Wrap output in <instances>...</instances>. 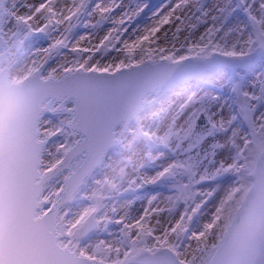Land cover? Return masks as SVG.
Segmentation results:
<instances>
[{
    "label": "bare ground",
    "instance_id": "6f19581e",
    "mask_svg": "<svg viewBox=\"0 0 264 264\" xmlns=\"http://www.w3.org/2000/svg\"><path fill=\"white\" fill-rule=\"evenodd\" d=\"M235 1L238 4L239 12L236 15H230V18L221 25H214L221 16L217 9L228 8L230 1L209 0L207 12L211 15L206 20L190 23L189 19H186L181 26L183 31L179 34H176L173 27L165 26L163 31L167 33V39L161 35L157 43L146 42L131 54L113 53L106 59L103 57L96 59L100 61L101 67L114 64L130 67L131 64H140L144 58L151 56L153 57L150 58L151 60L161 57H167L168 60L185 59V56H198L197 52L202 50L201 46L204 43H206L205 48L213 46L218 61L222 59L225 50L231 51L236 48L238 55L248 47L250 41L236 16L242 14L254 19L260 24L263 31L264 0ZM61 2L63 3V0ZM153 2L160 3V0H153ZM13 3L14 0L5 1V15L12 10ZM65 7H70V5H65ZM193 7L196 5L193 4ZM236 11L233 10V12ZM37 23L38 21H32L27 26L21 24L14 27H1L2 34L5 35L9 45V55L4 64L7 65L11 82H21L25 76L30 74L25 70V67L32 64H36V69L42 67L43 78H49L50 75L61 78L64 73L56 70L62 68L66 63L71 66L76 59H79L74 55L62 54L55 63L49 65L47 52L35 46L31 39ZM151 23L148 21L145 26L150 27ZM192 24H195V27ZM79 35L88 34L80 30ZM103 35L104 32H99L90 36L89 39L80 41L79 46L91 47ZM77 38L79 39V36ZM21 44H23V48L19 49L18 46ZM191 51L193 54H190ZM81 55L87 57V53ZM219 74L220 72H217L214 76L212 75L213 83L209 86L210 89L180 84L170 92L159 89L157 92L145 96V111L128 130V132L132 131V135L122 134L121 127L115 129L114 134L118 140L116 158H112V155L107 156L98 169V180L103 178L111 183L112 192L98 199L97 219L99 225L95 233L84 244H77L72 241L69 231L74 226L76 219L82 217L88 210L85 201L90 200L97 183L92 175L83 187L90 194L82 195L80 192L72 205L66 207L58 218L60 224L57 229L63 233V236H60L62 245H68L75 253H81L82 256L87 255L88 258L96 259L94 256L95 245H101L105 251H110L116 256L118 252L122 251L116 241V234L120 233L121 237H128L127 242L129 243L133 242L131 235L142 234L146 238L144 242L151 247L155 244L160 248L178 249L179 252H176L175 255L181 263L207 264L211 254L203 262L201 261L203 255L200 257V254L205 249H212V252L219 243L216 236L219 232L218 226L224 225L220 223V219L223 215L226 195L229 194L227 191V188H230L229 179L224 183L226 186L223 190L218 191L212 199L211 207L207 210L204 209L203 214L194 221L189 219L185 211L173 215L177 204L186 200L182 195H170L166 191L142 194L141 190L146 185L155 187L160 181L163 174L161 170L168 168L171 163L169 155L172 152L169 139L172 137L178 146L182 142H186V133L191 126L193 115L198 111L207 113L211 111V116L214 117L213 123L220 129L221 135L216 139L217 147L221 150V154L217 155V161L221 166L218 171L223 174L237 169L236 158L228 150V145H234L239 136L237 129L233 126L231 110L226 106L221 109V106L226 103V97L218 96L216 89L223 88L227 78ZM249 76H252L253 83L250 82ZM249 76H246L247 79L243 78V83L251 86L257 84V73L252 71ZM239 133L241 139H244L245 134ZM136 134L144 136L143 146L131 142L130 138ZM167 149V153L162 152ZM199 192L203 195L206 188ZM197 203L202 204L203 201H197ZM183 220L190 221V223L182 227ZM177 231L180 234L179 238H177L179 235ZM198 250L200 251L197 252Z\"/></svg>",
    "mask_w": 264,
    "mask_h": 264
},
{
    "label": "snow or ice",
    "instance_id": "6c2138e0",
    "mask_svg": "<svg viewBox=\"0 0 264 264\" xmlns=\"http://www.w3.org/2000/svg\"><path fill=\"white\" fill-rule=\"evenodd\" d=\"M208 7L209 0H160L158 4L153 0H63V3L61 0H14L7 15L0 9V27L27 26L38 21L31 39L35 46L47 52L49 65L62 54L79 57L71 66L66 63L56 70L64 73L62 79L52 77L48 81L49 103L42 119L55 127L49 131L48 125L44 126L48 134L46 144L64 135L83 134L122 90L123 83L115 79L121 65L101 67L97 57L106 59L121 52L131 54L146 42L157 43L161 35L167 39L165 26L173 27L179 34L186 19L190 23L206 20L211 15ZM230 8L217 11L223 16ZM237 12L239 9L232 14ZM148 21L152 22L150 27L145 26ZM80 30L88 35H79ZM99 32L104 35L97 43L91 47L79 46L80 41ZM82 53H87V57ZM236 79L239 78L232 77L227 85L216 89L218 96H230L228 89ZM213 120L211 111L208 115L201 113L188 140L175 154L170 153L171 172L169 168L162 169L157 185L145 189L149 193L166 191L170 195H186L185 211L192 213L189 219L193 221L212 202L210 194L215 185L228 179L216 175L221 167L217 161L221 150L216 139L221 133ZM205 188L209 191L200 195L199 190ZM205 196L209 197L206 201Z\"/></svg>",
    "mask_w": 264,
    "mask_h": 264
},
{
    "label": "water",
    "instance_id": "95a60500",
    "mask_svg": "<svg viewBox=\"0 0 264 264\" xmlns=\"http://www.w3.org/2000/svg\"><path fill=\"white\" fill-rule=\"evenodd\" d=\"M4 4V0H0V9H3ZM0 31L2 34L1 27ZM2 36L5 43L0 36V264H91L82 258H76L68 250L58 247L57 241L59 237L56 235V227L60 224L58 221L56 225L58 212L72 200L88 175L100 166L106 154L113 150L116 144L113 139V130L122 123L127 127L142 112L141 106L144 96L148 93H153L158 87L153 86L139 89L134 83L124 82L123 79L126 75L142 68L116 75L115 79L122 82L124 86L115 101L107 108L104 114L89 124L87 130L81 134L82 139L69 152L58 170L52 174L46 173L37 183L36 180L39 178L37 172L39 158L44 147L47 145V141H37L36 126L40 115L45 112L49 103L47 96L48 81H42L39 73H36L34 76L29 77L22 85L8 84L7 65L4 64L7 72L5 69L1 70V65L7 53H1V51L4 45L5 50L8 51L9 45L5 35L2 34ZM190 57L192 56H185V59L172 61L183 62ZM161 58L168 60L167 57ZM145 60L151 59L144 58L142 62ZM134 65L138 64H131V66ZM160 66L163 65L161 64ZM218 66L219 64L215 58L209 63L194 59L185 64H165V67H169V69L174 71H180L188 67L196 69L195 73L184 78V80H193L195 77ZM144 67L153 66L148 64ZM37 70L42 75V67L37 68ZM141 72L142 74L131 75L125 80L136 78L139 81L152 78L155 80L156 85L166 75V70L163 68L154 73L150 71ZM52 77L60 79L56 78L55 75L49 76V78ZM8 78L11 81L9 72ZM180 81H183V79ZM46 100L47 103L45 102ZM44 105L45 107H42ZM41 122H44V126L48 125L49 131L55 127L54 124L49 123L47 120L41 119ZM44 126L43 130H45ZM75 138L76 136L71 134L55 139L48 146L41 159V172L54 168ZM84 154L87 155L84 164L78 172H72L75 161L79 157L84 156ZM64 170L70 171V177L68 179V187L62 199L47 215L35 219L36 211L43 204L42 202H38L43 186L56 178ZM65 178L66 175L63 174L55 182L47 186L46 191L42 195V198L46 201V205L41 212L46 211L59 198L62 188H64ZM253 203L264 205V155L260 160L257 170L256 185L252 189L243 209L240 211L235 225L239 222L243 210ZM94 220L95 214H92L78 235L86 236L92 231L95 227ZM57 233L59 236H63L60 229H57ZM228 236L215 252L210 264H228L229 256L226 248ZM63 246L69 248L68 245ZM162 248L171 250L170 247ZM69 249L73 251L72 248ZM158 251L154 250V252ZM137 254L138 256L145 254L138 258V262L143 264H180L178 262L179 258L177 260L166 249L153 255H150L152 253H148L147 250H143ZM76 255L82 256L81 253H76ZM82 257L88 259L87 255ZM89 259L95 260L94 258ZM98 262L107 264L104 260ZM250 264H264V238L257 244L250 258Z\"/></svg>",
    "mask_w": 264,
    "mask_h": 264
},
{
    "label": "rangeland",
    "instance_id": "374dc122",
    "mask_svg": "<svg viewBox=\"0 0 264 264\" xmlns=\"http://www.w3.org/2000/svg\"><path fill=\"white\" fill-rule=\"evenodd\" d=\"M231 6L230 10L226 15L220 16V18L214 23V25L218 26L222 23L226 22L230 15H233V10L238 9V4L235 0H229ZM158 4V2H157ZM228 6V8H229ZM238 17L240 25L243 26L244 33L249 38V45L247 48H244L238 55L236 48L231 51L225 50L223 52L222 59H220V66L218 69L213 70L205 75L196 79L193 83H185L186 85H193V87H202L209 88L212 85L214 76L217 72H220V76H224L227 78L226 85L228 81L232 77H238L234 83L228 89L231 93L230 96L226 97V103L221 106V109H224V106L231 110L233 115V126L238 131L239 138L236 140L234 145H228V150L233 153L237 161V169L231 172L217 171L216 175L226 176L230 182V188H227L228 195H226V202L223 209V215L220 219V223L224 225L218 226L219 232L216 236L218 240H221L227 229L229 228L238 208L240 207L243 199L246 196L251 184L253 183L254 171L256 167V163L260 154L264 151V30H261L260 24L255 22L254 19H250L247 16L240 14ZM206 43L201 46L200 52L198 56L201 58H209L212 55H215V49L212 45L208 48H205ZM18 48H23V44L18 46ZM193 54V51L190 52ZM72 58H74L72 56ZM153 58L152 56L150 57ZM25 70L32 73L36 70V64H32L30 66L25 67ZM254 71L257 73L258 82L255 85H245L243 83V78L247 75H250V72ZM250 77V82L253 83L252 76ZM228 104V106H227ZM201 113L208 115L207 112L198 111L193 115V119L191 122V126L186 133V141L188 140L191 131L194 128L195 121ZM217 130L220 132V129L216 126ZM245 134V138L241 139L240 133ZM132 135V131H123L122 134ZM127 135V136H128ZM131 142H135L137 145L143 146L144 136L136 134L130 138ZM171 144V152L175 154L176 151L185 143L182 142L179 146L176 144V141L171 137L169 139ZM151 148V147H150ZM159 151V150H156ZM167 150L162 151L163 153H167ZM117 151L116 149L113 151L112 158H116ZM169 168V167H168ZM171 169L169 168V173ZM99 170H96L92 175H94L95 181H97L95 185V189L93 191V195L88 201H85L87 212L80 218H77L74 226L69 230L72 236V241L77 244H84L90 239L97 226L99 225V220L97 219L98 212V199L100 197H105L112 192V185L107 180L101 178L98 180L97 174ZM91 175V176H92ZM163 175V174H162ZM161 175V176H162ZM90 176V177H91ZM161 179V178H160ZM226 185L224 183L217 184L211 191V196L214 198L218 191L223 190ZM151 186L146 185L142 188V193H147L145 189ZM107 188V190L105 189ZM231 190V191H230ZM209 190L206 188V192ZM88 191L83 189L81 191L82 195H88ZM90 194V193H89ZM202 195V194H200ZM183 198L187 199L186 195H182ZM212 198V199H213ZM209 197L205 196L204 200H208ZM72 205V204H71ZM212 203L207 204V207L204 209L210 208ZM67 207H70L67 206ZM203 209V211H204ZM180 211H185V201H181L177 204V209L173 215L178 214ZM203 211L199 212V216L203 214ZM186 212V211H185ZM94 213L96 216L95 220V228L85 237H78V232L81 226L85 223L86 219L90 214ZM188 217L192 216V213H186ZM190 221L183 220L182 227L186 226ZM179 234V231H177ZM133 242H127L128 237H121V234H116L115 238L118 243L119 248H121V252H118L116 256L112 254L110 251H105L101 245H95L94 253H95V261L104 260L107 264H139L137 262L138 254L143 250H147L148 253H153L154 250H161L162 248L159 245H147L144 241L146 238L140 235H131ZM180 237V234L177 238ZM215 239V236H214ZM193 243V241H192ZM212 250V249H211ZM211 250L205 249L200 254V257L203 255L201 261H206V258L210 255ZM153 251V252H152ZM173 253L179 252L178 249H171ZM198 250L197 252H199ZM90 253V252H89ZM204 264V263H201Z\"/></svg>",
    "mask_w": 264,
    "mask_h": 264
},
{
    "label": "clouds",
    "instance_id": "9594fccd",
    "mask_svg": "<svg viewBox=\"0 0 264 264\" xmlns=\"http://www.w3.org/2000/svg\"><path fill=\"white\" fill-rule=\"evenodd\" d=\"M264 238V205L246 207L226 240L228 264H250L257 244Z\"/></svg>",
    "mask_w": 264,
    "mask_h": 264
}]
</instances>
